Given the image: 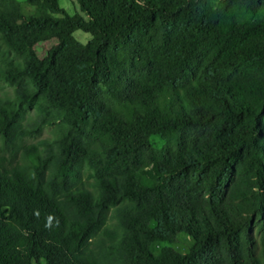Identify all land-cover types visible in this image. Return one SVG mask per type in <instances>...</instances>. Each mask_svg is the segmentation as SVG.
Instances as JSON below:
<instances>
[{"label":"trees","instance_id":"trees-1","mask_svg":"<svg viewBox=\"0 0 264 264\" xmlns=\"http://www.w3.org/2000/svg\"><path fill=\"white\" fill-rule=\"evenodd\" d=\"M60 1L0 0V264H264V0Z\"/></svg>","mask_w":264,"mask_h":264},{"label":"rangeland","instance_id":"rangeland-1","mask_svg":"<svg viewBox=\"0 0 264 264\" xmlns=\"http://www.w3.org/2000/svg\"><path fill=\"white\" fill-rule=\"evenodd\" d=\"M24 3V7L26 11L30 12V8L25 5V0H19ZM60 6L66 10L70 15H75L77 13L81 14L79 4L75 0H61ZM75 38L82 44H87L91 40V35L86 34L82 31H77L74 34ZM53 43H44L37 47L38 54L41 57H44L48 50L52 47ZM8 54L6 52L0 53V69L4 68L5 61L8 60ZM14 90L13 88L9 87L4 81L0 80V97H4L8 95L10 97L13 96ZM31 114L34 116V112L32 111ZM52 136L50 129L46 130L42 136L36 138H27L25 140L26 144H35L41 140L50 138ZM154 145L161 147L162 143L158 138H153Z\"/></svg>","mask_w":264,"mask_h":264}]
</instances>
